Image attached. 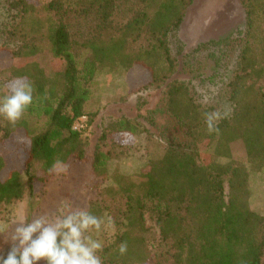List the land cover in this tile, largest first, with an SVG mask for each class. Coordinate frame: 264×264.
Returning <instances> with one entry per match:
<instances>
[{"label":"trees","instance_id":"obj_1","mask_svg":"<svg viewBox=\"0 0 264 264\" xmlns=\"http://www.w3.org/2000/svg\"><path fill=\"white\" fill-rule=\"evenodd\" d=\"M241 2L242 45L225 89L231 111L216 117L214 107L198 103L187 84L172 78L179 60L171 36L194 0H3L0 52L17 63L0 80V101L16 83L28 85L31 99L15 119L0 112V205L33 194L41 179L37 166L45 179L70 158L84 160V133L95 117L86 108L97 72L116 66L127 76L139 66L149 79L139 90L165 87L166 111L184 139L167 141L137 172L113 176L124 199L123 225L111 242L98 241L97 257L103 264H264V212L251 204L250 183L264 170V0ZM41 55L52 59L51 70ZM81 116L86 126L73 129ZM31 119L41 124L39 131ZM141 132L139 123L124 117L107 124L93 170L108 172L107 137L126 147L115 137L132 140ZM19 133L26 140L7 153ZM234 143L242 146L246 164L236 159ZM147 217L161 251L148 238ZM3 240L0 256L6 254Z\"/></svg>","mask_w":264,"mask_h":264},{"label":"rangeland","instance_id":"obj_2","mask_svg":"<svg viewBox=\"0 0 264 264\" xmlns=\"http://www.w3.org/2000/svg\"><path fill=\"white\" fill-rule=\"evenodd\" d=\"M2 1L0 7H3ZM244 22L241 0H194L181 27L171 36L172 51L179 60L178 70L172 78L187 84L198 103L214 107L216 117L231 111L225 89L235 70ZM39 61L47 70L52 69L50 57L41 55ZM15 63L17 61L7 52H0V80L9 75L8 69ZM147 76L139 66L127 76L116 66L97 72L92 100L86 108V112L94 113L95 117L84 133L87 139L84 160L70 158L58 173L45 179L37 166L35 172L41 179L35 183L33 194L26 192L22 199L0 205L3 253L13 243L11 237L21 219L31 221L42 216L55 217L67 211L82 210L97 219L98 224L85 232L92 240L104 243L113 240L123 225L124 210V199L117 191L113 176L137 172L162 153L167 141L184 139L182 129L166 111L165 87L139 90L149 80ZM9 85L5 86L6 90L12 88ZM123 117L139 123L142 132L132 140L115 137L119 142L127 143L126 147L114 146V137H107L103 145L111 151L112 160L107 174L99 175L93 170L92 162L103 129ZM31 122L33 129L39 131L41 124L32 119ZM13 140L12 145L4 148L7 153L23 144L26 138L19 133ZM233 151L236 159L246 164L245 152L239 143L233 144ZM15 161L22 164L23 157L18 155ZM23 181L26 182L25 176ZM250 183L253 188L251 204L264 212V170L254 173ZM147 226L150 242L155 241L152 244L161 251L164 247L158 243V231L148 217ZM100 264H103L101 260Z\"/></svg>","mask_w":264,"mask_h":264},{"label":"clouds","instance_id":"obj_3","mask_svg":"<svg viewBox=\"0 0 264 264\" xmlns=\"http://www.w3.org/2000/svg\"><path fill=\"white\" fill-rule=\"evenodd\" d=\"M30 99L28 85L16 83L12 94L0 101V112L15 119ZM97 224L94 216L82 210L31 221L21 219L12 234L13 243L0 256V264H100L96 255L99 243L85 235Z\"/></svg>","mask_w":264,"mask_h":264},{"label":"built area","instance_id":"obj_4","mask_svg":"<svg viewBox=\"0 0 264 264\" xmlns=\"http://www.w3.org/2000/svg\"><path fill=\"white\" fill-rule=\"evenodd\" d=\"M86 116H81L75 120L73 123V129L81 131L84 128V124L86 122Z\"/></svg>","mask_w":264,"mask_h":264}]
</instances>
